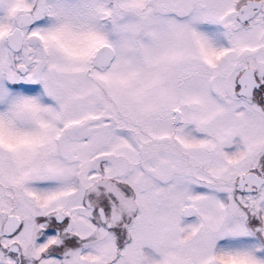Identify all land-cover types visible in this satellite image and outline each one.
<instances>
[{"label":"snow or ice","instance_id":"obj_1","mask_svg":"<svg viewBox=\"0 0 264 264\" xmlns=\"http://www.w3.org/2000/svg\"><path fill=\"white\" fill-rule=\"evenodd\" d=\"M0 264H264V0H0Z\"/></svg>","mask_w":264,"mask_h":264}]
</instances>
